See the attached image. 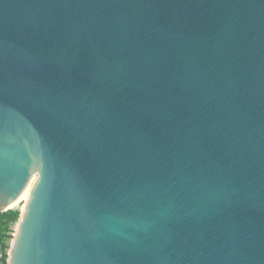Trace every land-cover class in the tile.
<instances>
[{"label":"water","instance_id":"obj_1","mask_svg":"<svg viewBox=\"0 0 264 264\" xmlns=\"http://www.w3.org/2000/svg\"><path fill=\"white\" fill-rule=\"evenodd\" d=\"M7 264H264V0H0Z\"/></svg>","mask_w":264,"mask_h":264},{"label":"rangeland","instance_id":"obj_2","mask_svg":"<svg viewBox=\"0 0 264 264\" xmlns=\"http://www.w3.org/2000/svg\"><path fill=\"white\" fill-rule=\"evenodd\" d=\"M24 209L19 210V215L23 212ZM19 219V218H18ZM18 221L16 220L14 223L9 224L7 229L1 232L0 237V264H7V258L9 249L11 246V242L13 236L16 231V227L18 226Z\"/></svg>","mask_w":264,"mask_h":264},{"label":"trees","instance_id":"obj_3","mask_svg":"<svg viewBox=\"0 0 264 264\" xmlns=\"http://www.w3.org/2000/svg\"><path fill=\"white\" fill-rule=\"evenodd\" d=\"M19 218L18 210L10 209L0 213V235L1 232L7 229L9 224L14 223ZM1 237V236H0Z\"/></svg>","mask_w":264,"mask_h":264},{"label":"bare ground","instance_id":"obj_4","mask_svg":"<svg viewBox=\"0 0 264 264\" xmlns=\"http://www.w3.org/2000/svg\"><path fill=\"white\" fill-rule=\"evenodd\" d=\"M25 212V209L23 210V212L21 213V216H22V214ZM19 220V219H18ZM18 224H19V221H18ZM17 228V227H16Z\"/></svg>","mask_w":264,"mask_h":264}]
</instances>
